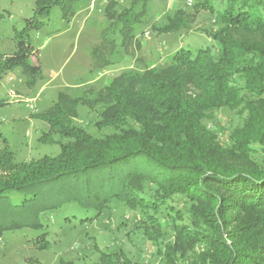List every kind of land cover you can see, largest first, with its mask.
<instances>
[{"label": "trees", "instance_id": "1", "mask_svg": "<svg viewBox=\"0 0 264 264\" xmlns=\"http://www.w3.org/2000/svg\"><path fill=\"white\" fill-rule=\"evenodd\" d=\"M149 1L130 0L118 8L116 0H108V24L91 52L96 61L111 63L117 37L123 49L136 41V25L147 22ZM221 1L220 26L209 32L216 54L210 47L180 48L166 66L121 73L97 92L79 97L59 92L49 108L31 114L48 125L43 142L53 141L51 133L66 139L58 142L56 154L15 162L4 141L0 237L5 229L43 228L44 212L65 203L98 212L115 199L139 210L137 222L159 252L161 237L155 233L161 234V224L171 231L173 242L165 243L162 264H177L196 247L189 264H264V0ZM76 2L35 0L33 14L14 28V49L0 53V79L19 68L26 86L35 87L43 74L32 61L37 50L31 32L44 27L55 6L70 20ZM207 6L213 10L209 1ZM181 11L159 30L181 29ZM5 103L0 99V106ZM79 104L98 106L96 126L114 131L95 137L77 126ZM222 108H240L246 116L220 140L203 120ZM10 191L22 200L12 203ZM35 244L47 248L45 232ZM93 264L130 260L120 251L101 252Z\"/></svg>", "mask_w": 264, "mask_h": 264}, {"label": "rangeland", "instance_id": "2", "mask_svg": "<svg viewBox=\"0 0 264 264\" xmlns=\"http://www.w3.org/2000/svg\"><path fill=\"white\" fill-rule=\"evenodd\" d=\"M117 7H127L130 0H116ZM208 1L213 10L208 8ZM108 0H77L76 13L68 21L60 15L55 6L50 10L46 24L38 31H32L30 38L37 50L36 59L42 69L43 78L34 88H28L25 77L17 68L0 79V99L6 103L0 106V150L6 141L13 152L14 161H28L43 154H56L59 143L66 139L51 133L52 142H43L42 135L48 125L31 117L49 108L59 92L79 97L102 90L115 76L124 72H141L147 67H164L171 55L178 49L210 47L217 53V43L209 32L219 26L218 11L221 0H150L146 6L147 22L136 25V41L127 49L119 47L111 54L109 65L104 66L92 57V49L100 45L101 31L108 24L104 7ZM197 2L204 5L198 6ZM35 0H0V53H10L14 47V28L20 29L24 19L33 14ZM141 4L135 7L139 10ZM184 26L173 32L160 31L177 10ZM143 30V31H142ZM142 31V32H141ZM107 55V51H105ZM98 106L90 108L79 104L74 123L95 137L114 131L110 127L98 128ZM246 112L239 109L222 108L212 119L203 123L214 130L220 140L235 126L243 122ZM12 203H18L23 196L10 191ZM178 207L184 210L185 205ZM172 212V211H171ZM163 217L167 210L162 211ZM138 209L134 210L113 199L101 211H85L75 202L45 211L43 228L5 229L0 237V264H93L98 262L101 252L120 251L130 264H162L165 243H172L173 236L168 227L161 224L158 241L161 252L154 248L152 239L143 233ZM93 219H87L92 218ZM162 217V216H161ZM143 224V223H142ZM46 233L47 248L40 249L35 239ZM197 251V247L195 248ZM196 251H188L177 264H189Z\"/></svg>", "mask_w": 264, "mask_h": 264}]
</instances>
